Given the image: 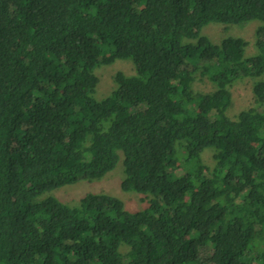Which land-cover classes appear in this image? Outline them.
I'll use <instances>...</instances> for the list:
<instances>
[{
  "label": "trees",
  "instance_id": "trees-1",
  "mask_svg": "<svg viewBox=\"0 0 264 264\" xmlns=\"http://www.w3.org/2000/svg\"><path fill=\"white\" fill-rule=\"evenodd\" d=\"M254 20L253 56L201 34ZM117 60L135 74L96 99ZM245 78L255 107L231 118ZM120 153L143 209L51 195ZM0 264H264V0H0Z\"/></svg>",
  "mask_w": 264,
  "mask_h": 264
},
{
  "label": "rangeland",
  "instance_id": "rangeland-1",
  "mask_svg": "<svg viewBox=\"0 0 264 264\" xmlns=\"http://www.w3.org/2000/svg\"><path fill=\"white\" fill-rule=\"evenodd\" d=\"M261 23L257 20L247 22L241 25H223L212 23L202 29L201 34L206 36L212 43L219 44L224 38L234 37L241 38L247 42L246 56H253L256 54L255 48V35L257 28ZM98 78V85L95 92V98L98 100L104 99L110 95L114 90L116 84L114 77L116 73L122 72L126 76L135 74L134 66L130 60H117L111 65L99 66L94 71ZM253 80L245 78L233 83L231 88L232 92V105L228 110V115L231 118L242 110H247L255 107L253 97ZM194 90L197 92L208 93L214 90V86L209 80L197 77L193 84ZM204 163L212 168L214 165L213 151L206 150L203 155ZM123 155L120 153V160L115 169L104 177L92 181H79L76 184L64 186L55 190L51 195L57 197L62 202L69 205H78L80 199L87 193H106L115 196L123 201L125 209L128 211H138L146 206V199L137 193H126L120 188L121 181L123 180ZM124 252L126 251L123 249Z\"/></svg>",
  "mask_w": 264,
  "mask_h": 264
}]
</instances>
